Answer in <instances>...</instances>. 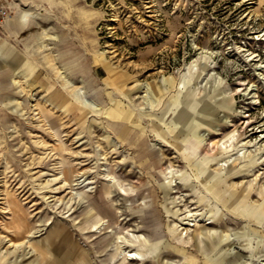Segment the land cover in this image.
Returning a JSON list of instances; mask_svg holds the SVG:
<instances>
[{
    "label": "rangeland",
    "instance_id": "obj_1",
    "mask_svg": "<svg viewBox=\"0 0 264 264\" xmlns=\"http://www.w3.org/2000/svg\"><path fill=\"white\" fill-rule=\"evenodd\" d=\"M9 2L35 16L0 25V264H50L57 224L73 264H264V0Z\"/></svg>",
    "mask_w": 264,
    "mask_h": 264
},
{
    "label": "bare ground",
    "instance_id": "obj_2",
    "mask_svg": "<svg viewBox=\"0 0 264 264\" xmlns=\"http://www.w3.org/2000/svg\"><path fill=\"white\" fill-rule=\"evenodd\" d=\"M35 12L29 10V9H23L21 10L13 19L16 21V23H18V25H26L28 24L31 20L32 17L35 16L34 14ZM47 31H49L46 28ZM9 50L7 49L6 45L4 44L1 48H0V63H1V59L3 58V56L7 57L9 54ZM178 101V100H177ZM205 107V105H204ZM114 116L117 117V119H113L114 121H116L115 126L116 129L123 135H126L128 133H132L131 130L137 129V124L134 121V118L132 115H130V112L128 110H124V109H119L117 112L114 113ZM188 116V112L186 109H182L181 112L178 114V119L180 118H186ZM136 126V127H135ZM140 126V125H139ZM138 126V127H139ZM140 128V127H139ZM122 141L124 145H128V146H133L134 145V140L132 138H125L124 136H122ZM137 144V148L140 149L141 154H146L149 153L151 154V152H149L148 148L145 147L144 144V139H140L137 140V142H135ZM223 150H227V151H231V145L225 144L223 145ZM118 150L114 151L117 152ZM239 155L238 157L235 158V160L240 159ZM244 157H247L246 152L243 155ZM147 158H150L149 156ZM154 159H156V157H154ZM211 159H216V157H211ZM144 160V159H143ZM141 161V160H140ZM156 160H152V164H156ZM209 162V161H208ZM258 159L257 158H252L250 159V162L247 164V167H244L245 169L241 168L240 171L242 170H246L247 172H251L252 170H254V166L257 164ZM151 163H146V166L149 167V164ZM237 163V162H235ZM234 163V164H235ZM222 165H227L226 163H222ZM229 165V164H228ZM153 168V167H152ZM239 171V172H240ZM215 175L222 177V171H216ZM211 188V187H209ZM242 187H238L233 194L231 195H226L223 194L222 196H224L222 198L221 194L219 193H215L216 197H218V199H221L223 203L227 204L228 203H234L237 202L238 200V193L241 192ZM153 190H155V192L158 190V188H153ZM252 194V190H250L247 195L244 197V199L241 201L240 204H238L237 208L234 209L235 212L240 213L239 208H241V206L245 203L247 204L249 197ZM11 205L12 208L14 210L15 213V225L17 230L24 234L27 231H30L31 228L29 226V221L28 219V212L27 210H25L23 204L21 202H19L18 200H11ZM158 207V205H156ZM146 206H144L143 208H145ZM153 207L152 210L154 212L153 216L147 215L144 220L147 221V218H149L150 222H157V219L161 218V210L159 208ZM102 209H104L105 211L109 210L106 207L102 206ZM261 213L264 214V210H261ZM194 215V214H193ZM149 222V223H150ZM102 223V222H100ZM98 224V221H94V226H96ZM103 224V223H102ZM99 225V224H98ZM101 226V224H100ZM98 226V227H100ZM93 230H95V228L93 227ZM156 236L159 237L161 236V230L160 228H156ZM72 234L71 232L67 229L66 225L64 224H57L56 227L53 228V230L51 231V233L48 236V245L45 246V244H42V252L43 253H58L56 254L55 259L50 261V264H73V260L76 257H80L82 255L85 256V252L84 250L78 248L77 245H73V246H69L70 243L72 242ZM159 242H156V245L158 246ZM174 244H172L173 246ZM174 247L179 249V246L174 245ZM134 249H130V251H133ZM138 252V250H137ZM172 253V252H171ZM83 257V256H82ZM137 255H133V258H137Z\"/></svg>",
    "mask_w": 264,
    "mask_h": 264
},
{
    "label": "built area",
    "instance_id": "obj_3",
    "mask_svg": "<svg viewBox=\"0 0 264 264\" xmlns=\"http://www.w3.org/2000/svg\"><path fill=\"white\" fill-rule=\"evenodd\" d=\"M11 8L12 6L9 0H0V24L10 17Z\"/></svg>",
    "mask_w": 264,
    "mask_h": 264
},
{
    "label": "crops",
    "instance_id": "obj_4",
    "mask_svg": "<svg viewBox=\"0 0 264 264\" xmlns=\"http://www.w3.org/2000/svg\"><path fill=\"white\" fill-rule=\"evenodd\" d=\"M12 21H15V20L13 19V16L9 17L5 22H3V23H1V24L7 25V24H9V23L12 22ZM1 24H0V25H1Z\"/></svg>",
    "mask_w": 264,
    "mask_h": 264
}]
</instances>
